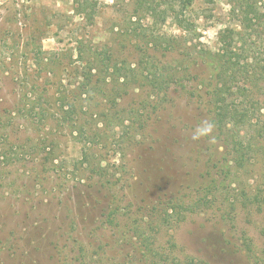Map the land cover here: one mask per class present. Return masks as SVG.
Here are the masks:
<instances>
[{
    "label": "rangeland",
    "instance_id": "1",
    "mask_svg": "<svg viewBox=\"0 0 264 264\" xmlns=\"http://www.w3.org/2000/svg\"><path fill=\"white\" fill-rule=\"evenodd\" d=\"M232 1L194 0L181 28L135 24L130 0H89L93 24L84 0H0V264H264V155L217 190L212 160L228 149L198 96L209 74L201 53L239 29ZM146 25L175 45L153 52L151 70L182 77L158 108L147 103L155 88L133 82L114 105L97 97L75 125L25 116L26 95L43 94L46 107L58 108L61 91L71 100L79 41L99 51L109 41L146 75V57L120 35Z\"/></svg>",
    "mask_w": 264,
    "mask_h": 264
},
{
    "label": "trees",
    "instance_id": "2",
    "mask_svg": "<svg viewBox=\"0 0 264 264\" xmlns=\"http://www.w3.org/2000/svg\"><path fill=\"white\" fill-rule=\"evenodd\" d=\"M84 1L85 3L78 9L90 20V24H93L95 8L89 5V0ZM261 2V0L230 2L231 12L239 17L240 21L235 27L239 29L226 27L221 30L220 50L203 51L200 55L202 57H199V63L207 67L209 74L208 77L201 79L199 85L203 84L202 93L198 92V96L205 98V104L211 114V123L218 134L217 138L222 142V146L225 144L229 154L226 156V153L222 152L218 159L212 160L211 171L218 169L216 171L218 178L213 179L217 190L219 184L226 179L223 175L233 174V167H245L248 160L253 157L257 158L255 162H259L264 155V101L259 96L262 93L260 84L264 83V12L260 9ZM193 3L194 0H130L134 11L131 17L136 19H132L136 21L135 24H139L143 18H152L155 23L172 18L184 28L189 24L188 11ZM148 26L150 25H146L142 30L138 27H127L120 32L122 48L132 46L146 57V61H143L148 64L145 69L149 72L146 75L140 73L144 68H132L127 58L116 59L109 41L103 44L101 51L92 46L88 48L85 42L79 41L76 59L81 63L75 69L82 72L80 74L82 79L75 80L71 100L64 91H61L56 100L58 108H55L46 107L42 103L43 94L42 97L39 95L37 101L26 95L23 97L24 103L21 107L25 116L39 124L59 115L61 119L71 120L75 125L77 123V120L74 121L75 118L82 116V113H88L97 97L114 105L115 98L124 97L130 91V83L133 82L139 84L135 87L137 89L145 88L142 86L155 88L156 91L149 95L147 103L153 108H158L162 104L160 98L165 96L166 99L168 90L180 85L182 77L168 71L165 74L163 70L166 68L156 70L160 72L151 70L153 52H171L175 50V45L164 35L150 32ZM253 35H257L255 41L247 43L248 38ZM148 108L147 115L150 114ZM248 129L250 132L246 131ZM81 134L85 135V132L82 131Z\"/></svg>",
    "mask_w": 264,
    "mask_h": 264
},
{
    "label": "clouds",
    "instance_id": "3",
    "mask_svg": "<svg viewBox=\"0 0 264 264\" xmlns=\"http://www.w3.org/2000/svg\"><path fill=\"white\" fill-rule=\"evenodd\" d=\"M211 130V126L208 127L207 131H210Z\"/></svg>",
    "mask_w": 264,
    "mask_h": 264
}]
</instances>
